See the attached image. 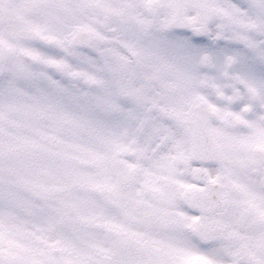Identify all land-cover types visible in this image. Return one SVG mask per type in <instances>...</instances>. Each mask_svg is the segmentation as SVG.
<instances>
[{"label": "snow or ice", "instance_id": "6c2138e0", "mask_svg": "<svg viewBox=\"0 0 264 264\" xmlns=\"http://www.w3.org/2000/svg\"><path fill=\"white\" fill-rule=\"evenodd\" d=\"M0 264H264V0H0Z\"/></svg>", "mask_w": 264, "mask_h": 264}]
</instances>
